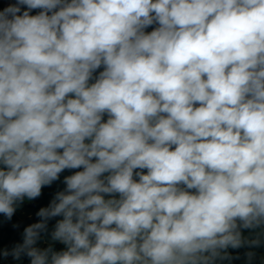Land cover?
Instances as JSON below:
<instances>
[{
  "label": "clouds",
  "instance_id": "clouds-1",
  "mask_svg": "<svg viewBox=\"0 0 264 264\" xmlns=\"http://www.w3.org/2000/svg\"><path fill=\"white\" fill-rule=\"evenodd\" d=\"M57 181L0 260L231 264L241 256L229 249L246 248L253 264L264 0H16L0 11V214L12 221ZM53 219L61 251L36 246Z\"/></svg>",
  "mask_w": 264,
  "mask_h": 264
},
{
  "label": "trees",
  "instance_id": "trees-1",
  "mask_svg": "<svg viewBox=\"0 0 264 264\" xmlns=\"http://www.w3.org/2000/svg\"><path fill=\"white\" fill-rule=\"evenodd\" d=\"M13 2L15 4L16 0H13ZM3 9H4V5L2 1L0 0V11H2ZM36 11L38 10H33L31 14H36ZM69 174L71 173H69L68 171L63 173L61 175V181L63 180L64 175H69ZM61 181L55 182L51 187H45L44 189H42V195L38 199L30 201L29 207L31 204H34L33 207H30L31 209L30 215L21 217L16 212L12 218V221L9 222L4 219L2 214H0V250L5 249V248L11 249L16 243H22V240H23L22 233H23L24 227H27L28 225L39 221L40 218L36 216V212L39 211L41 207H47L54 193L58 190L63 189L64 185L62 184ZM55 219H59V218H55ZM55 219L49 221L48 223V234H42V235H47L50 237V233L53 230V227L55 224ZM13 224H19L20 227L18 229H13L12 227ZM245 235H247V233H245ZM49 243L52 244L54 250L56 251H61L65 249V246L63 244L59 242H52V241L43 243L41 248L47 247ZM247 250L248 249L246 248H241L238 250L229 249V251L233 255H236L237 253H239L241 256V259L233 260L231 264H245L243 254ZM255 251L257 252L258 255L255 261L253 262V264H260V256L264 252V246L258 249H255ZM7 259H8L7 263H6V260H0V264H29V259L27 257H23L20 261H14L12 260L11 257ZM224 264H228V262H224Z\"/></svg>",
  "mask_w": 264,
  "mask_h": 264
},
{
  "label": "rangeland",
  "instance_id": "rangeland-1",
  "mask_svg": "<svg viewBox=\"0 0 264 264\" xmlns=\"http://www.w3.org/2000/svg\"><path fill=\"white\" fill-rule=\"evenodd\" d=\"M2 1V3H3V5H4V8L5 7H7V6H9L10 4H14V2H13V0H1ZM151 29H149V31H150ZM29 203H30V201H25L21 206H19L18 208H17V214L19 215V216H21V217H25V216H27V215H30V213H31V209H30V207H29ZM49 241H51V238L49 237V236H47V235H42V238H41V240L40 241H38V243H37V247H41V245L44 243V242H49Z\"/></svg>",
  "mask_w": 264,
  "mask_h": 264
},
{
  "label": "crops",
  "instance_id": "crops-1",
  "mask_svg": "<svg viewBox=\"0 0 264 264\" xmlns=\"http://www.w3.org/2000/svg\"><path fill=\"white\" fill-rule=\"evenodd\" d=\"M44 243H45V242H44ZM42 245H43V244H42ZM42 245H41V246H42ZM40 248H41V247H40ZM262 256H264V252L261 254V256H260V257H262Z\"/></svg>",
  "mask_w": 264,
  "mask_h": 264
},
{
  "label": "water",
  "instance_id": "water-1",
  "mask_svg": "<svg viewBox=\"0 0 264 264\" xmlns=\"http://www.w3.org/2000/svg\"><path fill=\"white\" fill-rule=\"evenodd\" d=\"M33 206H34V204H31V205H30V207H33Z\"/></svg>",
  "mask_w": 264,
  "mask_h": 264
},
{
  "label": "built area",
  "instance_id": "built-area-1",
  "mask_svg": "<svg viewBox=\"0 0 264 264\" xmlns=\"http://www.w3.org/2000/svg\"><path fill=\"white\" fill-rule=\"evenodd\" d=\"M8 259H6V263H7Z\"/></svg>",
  "mask_w": 264,
  "mask_h": 264
}]
</instances>
